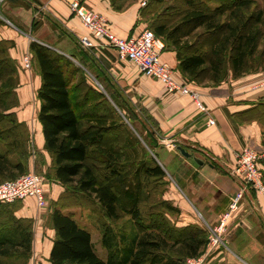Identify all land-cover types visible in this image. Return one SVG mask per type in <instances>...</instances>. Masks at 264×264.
Segmentation results:
<instances>
[{"label":"trees","instance_id":"obj_1","mask_svg":"<svg viewBox=\"0 0 264 264\" xmlns=\"http://www.w3.org/2000/svg\"><path fill=\"white\" fill-rule=\"evenodd\" d=\"M110 2L116 10L123 7L115 0ZM219 2L212 6L202 0H188L186 7L179 12L178 23L171 25L167 19L152 21V30L163 38L166 49L175 51L178 69L188 80L202 81L201 76L208 73L205 78L209 76L219 84L229 72L237 78L252 69L251 60L262 32L258 24L262 21L263 12L243 15L232 23L229 19H222L224 12L231 10L229 17H232L237 10L250 6L252 2ZM254 16L257 27L250 26ZM2 24L0 20V26ZM200 28L204 30L198 34L199 40L190 42L188 38ZM212 38L208 44L207 39ZM0 44L4 53L0 59V82L5 79L0 92L2 181L15 180L29 171L30 151L27 124L20 121L14 111L20 102L16 91L19 85L18 64L10 53L15 43L0 39ZM91 50L93 48L86 49L81 45L69 57L36 40L31 41L29 48L33 65L41 77L37 91L40 101L38 119L42 126L44 149L52 158L54 178L71 187V195L83 194L94 198L103 215L111 221L102 222L101 243L107 250V258L102 259L95 249L91 232L80 225L72 213L64 211L65 204L57 201L49 215L50 225L55 231L49 262L184 264L187 258L204 253L209 242L208 230L194 223L184 226L174 223L172 216L181 210L167 198L156 197V202L149 208L160 209L153 212V217H145L143 207L150 202L153 190L158 191V187L168 180L167 172L111 107L108 96L123 111L131 99L127 95L122 97L123 91L99 67ZM85 68L95 74L102 89ZM106 103L110 109L103 108ZM86 106L90 108L85 109ZM98 107L107 112L97 113ZM259 110L264 114V100L238 116L262 121L257 114L253 115ZM127 116L143 136L146 129L136 125L137 115L127 111ZM120 127L125 129L124 142H107L105 133ZM149 146L152 147L150 143ZM98 164L107 170L104 181L98 176ZM261 166L264 173V159ZM19 202L0 201V216L4 217L0 222V264H28L33 251V221L16 214L22 207L15 205ZM125 216L129 218L125 227L114 224Z\"/></svg>","mask_w":264,"mask_h":264},{"label":"crops","instance_id":"obj_2","mask_svg":"<svg viewBox=\"0 0 264 264\" xmlns=\"http://www.w3.org/2000/svg\"><path fill=\"white\" fill-rule=\"evenodd\" d=\"M71 1L74 0L8 1L3 9H6V20L12 26L1 25L0 38L15 42V47L10 50L12 57L20 61L23 54L29 51L32 40L54 48L55 39L59 40L56 49L69 54L74 47L63 38L64 35L71 41L90 37L81 19L72 12ZM80 1L103 15L110 29L120 37L136 36L144 29L137 4L125 10H116L110 0ZM48 18L56 21L66 33L54 27L46 30L50 21ZM37 20L43 21L39 28L34 27ZM50 36L54 41L48 40ZM93 41L96 46L91 51L111 82L118 85L129 99L140 102L158 125L162 136L177 146H183L190 153L189 157L181 153L187 158L181 162L180 169L176 168L175 179L183 193L173 191L167 198L181 210L172 216L174 223L180 226L194 223L214 228L229 211L232 197L245 189L239 208L225 218L221 245L211 252L205 248V254H208L205 264L264 262L261 258L264 256V199L253 189L247 188L240 175L233 173L236 153L246 146L261 149L259 152L264 158L261 121L238 116L264 100V86L256 88L249 84L254 78L253 74L232 78L214 86L192 83L178 69L175 51L166 49L163 59L173 67L175 78L198 92L211 111V116L216 119L215 126H208V117L197 108L191 95L167 92L160 81L142 73L134 63L119 61L114 49L100 45L96 39ZM35 81V90L26 78L21 82L19 96L22 104L28 93L32 90L37 92L41 85L40 75L36 74ZM25 204L17 215L34 217V199H27ZM54 238L55 231L52 228L47 235L42 231L37 232L35 256L43 255L49 259Z\"/></svg>","mask_w":264,"mask_h":264},{"label":"rangeland","instance_id":"obj_3","mask_svg":"<svg viewBox=\"0 0 264 264\" xmlns=\"http://www.w3.org/2000/svg\"><path fill=\"white\" fill-rule=\"evenodd\" d=\"M8 1L10 0H0V20L4 24L11 25V23H9V21H7L5 17L7 15L6 9H3V7L8 3ZM115 1L119 5L123 6L121 10L128 9L130 6L137 4L141 9V20L144 24V29L148 28L151 30H152V27H151L152 21L154 19H157V20L167 19V21L171 23V25L178 23L180 21V16H181L179 12L186 7V4L188 2V0H165L164 2H158L156 0H115ZM202 1L208 3L209 5L215 6V4H218L220 3L219 1H223V0H202ZM249 1H251L252 4L248 7H244L243 9L237 10V14L234 15L235 17L234 16L229 17L230 13L232 12H230L231 10L229 11L227 10L224 12L225 14L223 15L222 19L224 20L229 19L232 23H235L238 21V17H241L243 15L248 16L251 14L258 13L259 11L263 12L262 21L260 24L256 22L257 20L256 16H254V18L250 21L251 27L252 26L257 27V24H258L262 32L259 37L258 49L253 59L251 60L252 69H250L247 73H244L242 75V76H245V75L252 76L253 74L254 78H251V80L249 81V84L250 85L252 84L256 88L258 87L260 88L264 86V0H249ZM48 20H50L51 22L49 21V25L46 26L45 28L46 30H52V28L54 27V29H57L59 32H62L63 34L66 33L62 27H59L56 21H54L53 19H49V18ZM41 22L43 21L37 20L34 24V27L39 28L41 26ZM203 30H204L203 28L196 30L188 38V40L190 42H193L196 39L199 40L198 34L203 32ZM58 37L61 38L59 35ZM63 38L66 39L70 43L71 46L73 45L74 50L81 47L78 39L76 40L73 39L74 41L73 40L71 41L70 38L65 37V35ZM0 39H3V38H0ZM48 40L51 42L54 41L51 36ZM209 40L210 39H207L206 41L208 44L213 40V38L210 41ZM55 41H56L55 45L57 48V45H58L57 43L59 40L57 41L55 39ZM13 47H15V45ZM26 53H30V51H27ZM25 54H23L20 61L12 57L14 60H16L18 64L19 85L16 89L18 96H19V88H20L21 82H23V80H25L26 78L28 82H30L31 85L34 86V90H35L36 74L39 75V72L36 66L33 65V62H32V68L30 70H27L24 68L23 57ZM70 54L71 53L66 54V55L71 57ZM3 56H4L3 46L0 44V59ZM72 59L75 60L77 64L82 66L76 59L74 58ZM85 69L87 70L88 74L94 79L95 83L99 86V84L97 83L99 81L95 78V74H93L87 68ZM207 75L208 73L201 76L203 77L201 78L202 81H193V80H188V79L187 80L191 81L192 83H196L200 85H209V86L217 85L215 84V82L211 80L209 76L205 78V76ZM232 78H234L233 73L229 72L227 78L223 80L221 83L225 81H229ZM2 81H5V79L3 78ZM2 81L0 82V92L2 89L1 88ZM102 88L103 86L101 87V89ZM122 97H126V94L124 92L122 93ZM19 100H20V96H19ZM108 100L110 103H112L111 107L115 108L117 113L122 117L124 124L129 126L130 129L136 133L137 137L140 140L141 145L147 148L151 156H153L154 158H157V161L162 165V167L167 172V177H168L167 179L169 181L165 180V182L162 183L160 187H158V191L153 190L150 202L148 204H145L143 207L145 217L146 218L153 217L152 216L153 212H157L160 209V207H154V206H153L154 209L149 208V205H151L152 207V205H154V203L156 202V197L166 199L169 196H171V194H173V191L177 192L178 194L183 193L178 187L177 181L175 179V175L177 174L176 168L180 169L181 162H183L187 157L181 154L176 144L171 143L170 139H167L164 136H162V134L159 131L158 125L152 120L149 113L140 104V102H138L137 100H129V102H126L127 106L124 107L125 111H123L121 108L115 105V103L113 102L110 96H108ZM104 105L105 107L103 108H105L106 110L110 109L109 104L106 103ZM39 108H40V101L37 97V92L32 90L30 93H28L27 98L26 100H24L23 104L20 100L19 105L14 110L17 113L18 119L27 124L28 131H29V151H30V155H29L30 164L29 165H30V168L27 173L29 172L37 173L44 179L45 191L47 192L46 198L48 201V206L43 208L42 206H38L36 200L34 199L35 205L34 204L33 205L35 206L34 207L35 215L34 217H28L29 219H32L33 221V248H32L33 251L28 261V264H50L49 259H45L43 255L35 256L36 251H35L34 243H35V238L37 236V232L42 231L44 234L47 235L49 230L52 228L50 225V221H49V215L57 201L62 205L65 204L64 206L65 208H63L64 211L68 213H72L75 219L79 222V224L84 226L91 232L92 240L95 245V249L97 253L100 255L102 259H106L107 250L102 246V243H101L102 222L106 221L108 223H111V221L103 215V213L101 212L99 208L97 201L94 198H89L88 196H84L83 194L78 195V196L71 195L72 194L70 190L71 187L64 186L60 184L57 180H55L54 175H53V169H52V158L50 154L44 149V144H43L44 137L42 133V126L38 119ZM88 108H90V106H86L85 109H88ZM106 110L103 111L101 108L98 107L97 113L104 114V112H107ZM127 111H132L133 113H135L138 117V122H136L137 123L136 125H138V127H140L143 130L146 129L144 131L143 136L139 134V132L133 125L132 121L127 116ZM256 114L262 120L261 124L263 125V145H264V114L260 110L257 111L256 113H253V115L255 116ZM112 116H113L112 118H114V115ZM105 139L107 142L112 141V142H116L120 144L124 142L125 129L123 127H120L118 129L111 128L105 133ZM149 143L152 145V147L149 146ZM0 147H2L1 144H0ZM246 147H251V146H246ZM252 148H254L260 154V156L262 155V153L259 152V151H262L261 149H258L256 147H252ZM16 150L19 151L18 149ZM17 151L16 153H18ZM262 159H264L263 155L261 157V161ZM97 173H98L100 180L104 181L105 176L107 175V170L103 166H100V164H98ZM4 181H7V180H2L0 181V183ZM25 201H20L19 203H16L15 205L17 206L22 205V207H25L26 205ZM21 208L16 211V214L21 210ZM127 219H129L128 216H125L119 222L114 223V224L116 226L125 227L128 223ZM3 220H4V217L0 216V222ZM210 228L212 227L206 228L209 234V242L207 244L206 249H210L209 252L212 251V249L210 248L211 246L210 245V234H211ZM205 253L206 251L202 255L207 258L208 254H205ZM195 257H198V256H195ZM189 258H192V257H189ZM189 258H187V260ZM261 258L263 260L264 256L262 255ZM187 260L184 264H188ZM261 264H264V262L261 261Z\"/></svg>","mask_w":264,"mask_h":264},{"label":"built area","instance_id":"obj_4","mask_svg":"<svg viewBox=\"0 0 264 264\" xmlns=\"http://www.w3.org/2000/svg\"><path fill=\"white\" fill-rule=\"evenodd\" d=\"M70 8L90 32V37L85 36L79 39L83 47L89 49L96 46L93 41V39H96L100 42V45L114 49L119 61L134 63L142 73L160 81L167 92L191 95L197 104V108L208 117L207 125L215 126L217 124L216 119L211 116V111L202 101L200 94L191 90L187 83L175 78L173 67L163 59V53L166 50L165 41L157 36L153 30L145 28L136 36L120 37L110 29L103 15L82 1H71ZM23 66L27 70L32 68L30 53L24 55ZM261 157L262 155L260 156L252 147L239 150L235 156L236 163L233 173L240 175L244 179L246 187L255 190L264 199V173L261 166ZM244 191L245 189H242L232 197L229 211L225 214V217L221 219L218 226L210 228L211 249L221 245V234L226 225L225 218L239 208ZM46 193L44 179L34 172L23 174L15 180L0 183V201L2 202L25 201L33 198L38 206L44 208L48 206ZM187 261L188 264H205L206 257L201 255L189 258Z\"/></svg>","mask_w":264,"mask_h":264},{"label":"water","instance_id":"obj_5","mask_svg":"<svg viewBox=\"0 0 264 264\" xmlns=\"http://www.w3.org/2000/svg\"><path fill=\"white\" fill-rule=\"evenodd\" d=\"M52 48H54V47H52ZM54 49H56V48H54ZM57 50V49H56ZM98 84H99V86L100 87H102V85L99 83V82H97ZM178 148V150L183 154V155H185V156H187V157H189L190 156V153L189 152H187L186 150H185V148H183L182 146H178L177 147ZM156 157V156H155ZM157 159V158H156Z\"/></svg>","mask_w":264,"mask_h":264}]
</instances>
